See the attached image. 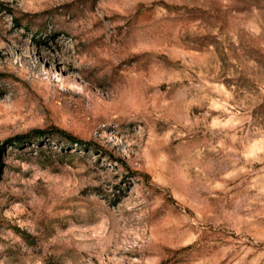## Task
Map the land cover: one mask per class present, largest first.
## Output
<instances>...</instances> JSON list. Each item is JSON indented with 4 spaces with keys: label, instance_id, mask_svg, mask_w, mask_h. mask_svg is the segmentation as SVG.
<instances>
[{
    "label": "rangeland",
    "instance_id": "rangeland-1",
    "mask_svg": "<svg viewBox=\"0 0 264 264\" xmlns=\"http://www.w3.org/2000/svg\"><path fill=\"white\" fill-rule=\"evenodd\" d=\"M0 264H264V0H0Z\"/></svg>",
    "mask_w": 264,
    "mask_h": 264
},
{
    "label": "trees",
    "instance_id": "trees-1",
    "mask_svg": "<svg viewBox=\"0 0 264 264\" xmlns=\"http://www.w3.org/2000/svg\"><path fill=\"white\" fill-rule=\"evenodd\" d=\"M43 134V133H42ZM42 134H40L39 136H43Z\"/></svg>",
    "mask_w": 264,
    "mask_h": 264
}]
</instances>
